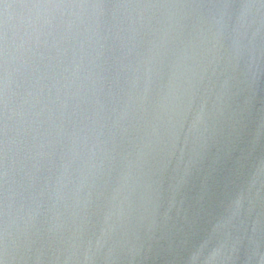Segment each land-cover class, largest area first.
<instances>
[{"label":"water","instance_id":"95a60500","mask_svg":"<svg viewBox=\"0 0 264 264\" xmlns=\"http://www.w3.org/2000/svg\"><path fill=\"white\" fill-rule=\"evenodd\" d=\"M0 264H264V0H0Z\"/></svg>","mask_w":264,"mask_h":264}]
</instances>
